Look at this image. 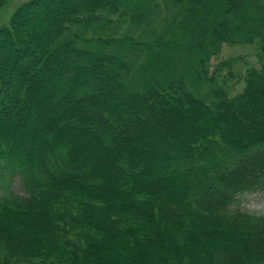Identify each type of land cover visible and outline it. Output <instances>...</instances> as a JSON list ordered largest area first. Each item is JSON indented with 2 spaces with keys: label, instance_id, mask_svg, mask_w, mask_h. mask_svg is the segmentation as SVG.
Masks as SVG:
<instances>
[{
  "label": "trees",
  "instance_id": "16d2710c",
  "mask_svg": "<svg viewBox=\"0 0 264 264\" xmlns=\"http://www.w3.org/2000/svg\"><path fill=\"white\" fill-rule=\"evenodd\" d=\"M225 44L259 67L213 65ZM0 168L24 190L0 195V264H264L239 208L264 188V0L21 2Z\"/></svg>",
  "mask_w": 264,
  "mask_h": 264
},
{
  "label": "rangeland",
  "instance_id": "374dc122",
  "mask_svg": "<svg viewBox=\"0 0 264 264\" xmlns=\"http://www.w3.org/2000/svg\"><path fill=\"white\" fill-rule=\"evenodd\" d=\"M25 1L26 0H11L0 13V24L7 20L9 14L18 6V4ZM228 58H235L234 64H236L239 73H244L247 67L250 66L259 67V64L257 63V49L255 46H231L225 44L221 55L218 58L212 59V64L215 65ZM235 82L236 80L233 81V84ZM242 86L243 85L239 84L236 88L240 90ZM20 181V177H10L6 171L3 173L0 168V195H3L8 191L23 193L24 190ZM239 208L252 214H264V188L243 194L240 197Z\"/></svg>",
  "mask_w": 264,
  "mask_h": 264
}]
</instances>
